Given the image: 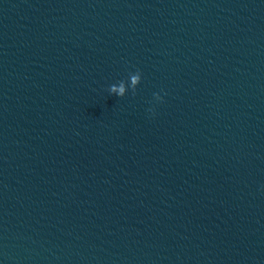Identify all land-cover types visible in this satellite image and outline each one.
I'll use <instances>...</instances> for the list:
<instances>
[{"label":"water","instance_id":"1","mask_svg":"<svg viewBox=\"0 0 264 264\" xmlns=\"http://www.w3.org/2000/svg\"><path fill=\"white\" fill-rule=\"evenodd\" d=\"M0 264H264V0H0Z\"/></svg>","mask_w":264,"mask_h":264},{"label":"clouds","instance_id":"2","mask_svg":"<svg viewBox=\"0 0 264 264\" xmlns=\"http://www.w3.org/2000/svg\"><path fill=\"white\" fill-rule=\"evenodd\" d=\"M140 79H141V74H140L139 70H137V75H134V76L131 77V80H132V86H133L134 89H135V85H136L138 82H140ZM110 91H111V92H117V91H118V94L122 96L123 93H124V86H123V83H121L119 89H117L115 85L111 86ZM154 95H156V98H157V99H160V97H159L158 94H154Z\"/></svg>","mask_w":264,"mask_h":264}]
</instances>
